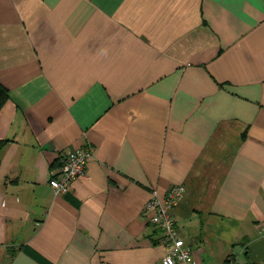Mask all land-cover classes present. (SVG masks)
<instances>
[{
  "label": "crops",
  "instance_id": "1",
  "mask_svg": "<svg viewBox=\"0 0 264 264\" xmlns=\"http://www.w3.org/2000/svg\"><path fill=\"white\" fill-rule=\"evenodd\" d=\"M0 85V264H160L173 186L196 264H264V0H0Z\"/></svg>",
  "mask_w": 264,
  "mask_h": 264
},
{
  "label": "built area",
  "instance_id": "2",
  "mask_svg": "<svg viewBox=\"0 0 264 264\" xmlns=\"http://www.w3.org/2000/svg\"><path fill=\"white\" fill-rule=\"evenodd\" d=\"M91 152V148L87 146L63 156L60 164L51 172L49 186L54 196L65 195L74 181L86 178V163ZM183 194L182 186L171 187L163 202L152 194L144 209L148 222L158 229V243L167 249L160 264H196L190 248L174 227V210Z\"/></svg>",
  "mask_w": 264,
  "mask_h": 264
},
{
  "label": "trees",
  "instance_id": "3",
  "mask_svg": "<svg viewBox=\"0 0 264 264\" xmlns=\"http://www.w3.org/2000/svg\"><path fill=\"white\" fill-rule=\"evenodd\" d=\"M8 100H9V94L7 90L0 85V110ZM4 144L5 142L0 140V150Z\"/></svg>",
  "mask_w": 264,
  "mask_h": 264
}]
</instances>
